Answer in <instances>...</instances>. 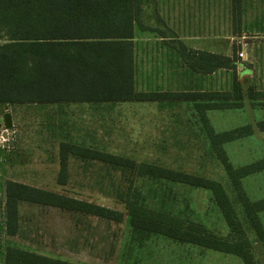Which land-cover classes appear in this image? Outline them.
Segmentation results:
<instances>
[{"label":"rangeland","instance_id":"1","mask_svg":"<svg viewBox=\"0 0 264 264\" xmlns=\"http://www.w3.org/2000/svg\"><path fill=\"white\" fill-rule=\"evenodd\" d=\"M194 1L196 29L191 33L195 39L205 41L196 47L228 57L235 50L236 74L251 70L252 74L245 77L254 89L264 91V0H241L239 7L233 0ZM200 24L204 29H200ZM233 77L232 71L223 69L209 77L195 73L188 86L180 85L179 91H230ZM162 103L47 105L34 110L31 116L26 106L13 105L8 106L9 126L0 107V141H5L0 148V264L4 263L7 247L71 264H244L233 255L181 244L160 235L136 234L124 200H118V193L125 197L131 189L140 194V202L148 209L201 225L216 237L237 238L231 236L233 233L206 190L153 182L129 171L72 156L67 160L66 184L58 183L60 145L67 143L124 157L136 164L217 181L233 200L230 183L211 152L193 103ZM207 115L217 133L247 125L254 128L251 136L224 144L234 168L264 159V133L255 127L264 120V105L246 103L243 109L215 110ZM11 180L117 210L122 212L123 220L115 223L21 203L17 232L8 236L4 189ZM242 186L251 201L264 199V171L242 180ZM235 209L241 221L238 224L251 244L250 252L259 264H264L263 246L243 220L240 208ZM259 220L264 230V211Z\"/></svg>","mask_w":264,"mask_h":264},{"label":"trees","instance_id":"2","mask_svg":"<svg viewBox=\"0 0 264 264\" xmlns=\"http://www.w3.org/2000/svg\"><path fill=\"white\" fill-rule=\"evenodd\" d=\"M240 6L241 0H233ZM144 0H0V107L13 105L119 104L130 102L184 101L193 103L204 128L211 152L223 167L233 192L228 197L222 185L206 178L150 164H136L130 159L76 145L61 143L60 185L67 181L69 156L82 161H96L122 172L153 182H166L210 192L232 239L216 237L198 224L184 222L162 210H151L140 202L137 191L128 190L118 200L125 210L132 230L139 235H160L181 244L233 255L244 264H259L250 252L251 244L239 226L235 206L243 220L264 248V230L259 214L264 199L251 201L242 180L264 171V159L234 168L224 151V144L249 137L250 125L217 133L206 113L215 110H239L246 103L264 105V91L249 83L242 70L236 74L237 59L206 51L187 49L178 42L176 49L191 71L211 75L217 70L234 73L230 91L142 93L134 88V26L140 24ZM251 71V70H250ZM242 75V76H241ZM245 88V89H244ZM9 126V116L4 115ZM264 133V120L256 123ZM5 230L17 232L19 205L55 208L120 223L122 212L83 200L59 195L16 182L5 184ZM3 264H71L15 247H7Z\"/></svg>","mask_w":264,"mask_h":264},{"label":"crops","instance_id":"3","mask_svg":"<svg viewBox=\"0 0 264 264\" xmlns=\"http://www.w3.org/2000/svg\"><path fill=\"white\" fill-rule=\"evenodd\" d=\"M193 5L195 6L194 0H144L140 24L146 30H141L139 26L135 24L133 36L134 88L136 92H190L179 91V88L182 84H186L187 87L190 82L189 78H191L192 74H195V72L188 69L182 62L175 48L176 45L178 42H181L187 49L211 52V50L199 48L201 45H204L205 41L203 38L195 39L191 33V31L196 29L194 25V14L192 13ZM198 26L200 29H204L202 24ZM211 53L218 54L215 52ZM201 76L209 77L210 75ZM136 103L144 105L147 103H156L157 105L162 103V105L168 104V106H172L174 105L173 103H177V101L130 102L125 104ZM17 106H26L28 108V115L31 116L34 110L40 107L44 108L42 106L47 105L26 104ZM2 108L5 112L4 115L9 116L10 114L7 112L11 107ZM208 113H206V117L209 120ZM33 141L37 142L36 140ZM9 182L24 184L20 182V180H11ZM30 187L42 189L38 186Z\"/></svg>","mask_w":264,"mask_h":264},{"label":"built area","instance_id":"4","mask_svg":"<svg viewBox=\"0 0 264 264\" xmlns=\"http://www.w3.org/2000/svg\"><path fill=\"white\" fill-rule=\"evenodd\" d=\"M239 56L242 57V54H239ZM4 143L5 141H2V142L0 141V148L4 147Z\"/></svg>","mask_w":264,"mask_h":264},{"label":"water","instance_id":"5","mask_svg":"<svg viewBox=\"0 0 264 264\" xmlns=\"http://www.w3.org/2000/svg\"><path fill=\"white\" fill-rule=\"evenodd\" d=\"M246 75H251L252 74V71H247V73H245ZM242 76V75H241Z\"/></svg>","mask_w":264,"mask_h":264}]
</instances>
